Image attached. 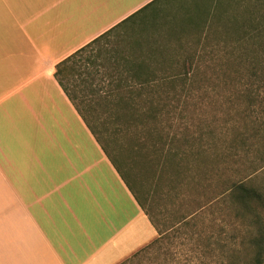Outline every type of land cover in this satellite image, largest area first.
Returning a JSON list of instances; mask_svg holds the SVG:
<instances>
[{
	"label": "crops",
	"instance_id": "0c3cea01",
	"mask_svg": "<svg viewBox=\"0 0 264 264\" xmlns=\"http://www.w3.org/2000/svg\"><path fill=\"white\" fill-rule=\"evenodd\" d=\"M161 1L0 0V264H118L157 237L56 71Z\"/></svg>",
	"mask_w": 264,
	"mask_h": 264
},
{
	"label": "rangeland",
	"instance_id": "374dc122",
	"mask_svg": "<svg viewBox=\"0 0 264 264\" xmlns=\"http://www.w3.org/2000/svg\"><path fill=\"white\" fill-rule=\"evenodd\" d=\"M161 3L167 4L161 7ZM204 19H208V0L158 2L92 43L81 55L86 65L63 78L73 94L82 95L78 103L84 110L88 108L101 118L115 116L116 107H104L101 94L91 91L110 83L109 77L102 83L108 71L117 75L111 63L118 60L119 51H130L137 40L146 48L144 41L157 39L168 49L201 52L195 63L203 72L194 83L192 96L184 99L188 104L164 112L156 121L162 131L161 138L150 136L147 129L122 126L120 122L119 130L113 127L104 134L108 152L145 204L146 211L166 231L161 241L144 251L140 258L122 263L128 257L118 264H229L228 244L242 241L248 225L244 219L237 220L226 204L217 202V193L223 190L222 184L239 181L254 182L264 190V107L248 105L233 86L214 77L221 68L213 57L219 46L208 45V35L224 30L203 28L199 24ZM172 32L176 37L169 35ZM97 70H100L98 74L92 76ZM93 80L96 86L91 85ZM74 85H79V89ZM141 138L145 140L143 143L139 141ZM155 144L159 147L155 157L161 155V158H156L152 165L148 159L153 153L151 145ZM202 147L204 156L199 155ZM164 152L185 166L181 177L183 187L175 160L172 169H164ZM170 178L175 179L171 184ZM192 213L191 225L180 231L170 229L174 218Z\"/></svg>",
	"mask_w": 264,
	"mask_h": 264
},
{
	"label": "trees",
	"instance_id": "16d2710c",
	"mask_svg": "<svg viewBox=\"0 0 264 264\" xmlns=\"http://www.w3.org/2000/svg\"><path fill=\"white\" fill-rule=\"evenodd\" d=\"M250 1L208 0V21H200L199 25L203 28H221L224 30L223 32H212L208 35V45L219 46V48H215L213 57L218 62L217 66L221 68H219V72H215L214 77L233 86L234 91L237 90L248 105L255 106L259 104L264 107V0ZM140 12L128 18L125 22L134 18ZM169 35L174 36V32ZM156 40L144 41L147 45L146 48L142 41L137 40L130 51L126 53L119 51L118 60L114 64L111 63L113 68L117 69V75L108 71V76L104 75L102 83L106 80L104 78L107 77H109L110 83L107 86H101L100 89L95 87L91 91L92 94H101V104L104 107L108 109L111 106L116 107L115 116L101 118L93 114L88 108L84 110L78 103V98L82 95L79 92L73 94L63 79L71 76L74 72H79V68L86 65L83 64L86 63V60L82 62L81 55L95 41L57 65L56 77L58 81L102 145H106L103 141L105 132L112 131L113 127L119 130V122L123 124L122 126L147 129L146 132L150 136L160 137L159 132L162 131L156 122L157 119L164 115V112L176 110L183 103L185 106L188 104V100L184 99L192 96L194 83L203 72V69L195 63L201 52L192 53L185 52V50L168 49L162 41ZM97 67H101V65L97 64ZM98 71L100 70L94 71L92 76H96ZM85 82L88 84V79H85ZM91 85L96 86L94 80ZM75 86L79 89V85ZM79 91H82V89ZM90 101L92 100L90 99ZM90 108L93 107L90 106ZM120 112H123V115H119ZM151 121H155L156 124L152 125ZM142 140L145 141L144 138L139 139L141 142ZM151 146L153 153L148 162L155 165V159L161 158V155L155 157L159 147L157 144ZM204 149V147L199 149L200 156H204ZM163 158L164 169H172L176 158L170 154L168 155L167 152H164ZM173 158L175 159L173 160ZM201 164L200 168L203 169L205 163L202 161ZM176 167L178 170L176 173L181 187H183L184 183H182L181 177L185 166L182 163L177 164L176 161L175 170ZM124 177L126 178L125 175ZM170 180V184L175 181L171 178ZM221 188L223 190L218 188V196L215 198L218 200L217 202L226 204L237 220L244 219L248 225L247 233H245L242 241L237 244H233V242L228 244L231 250L229 264H264V190L254 182L247 181L231 182L229 184L226 182L222 184ZM136 196L138 197V195ZM138 200L146 211L145 204L139 197ZM146 212L156 227L158 235L147 245L130 255V258H125L127 260L124 259L125 261L123 260L122 263L140 258L144 251L157 245L166 232L158 225L157 218L150 216L148 211ZM193 216L192 213L174 218L170 229L180 231L181 228L191 225Z\"/></svg>",
	"mask_w": 264,
	"mask_h": 264
}]
</instances>
